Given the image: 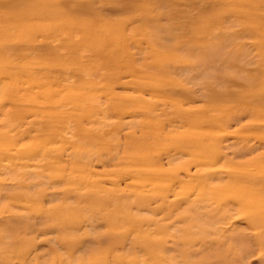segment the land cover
<instances>
[{
	"label": "rangeland",
	"instance_id": "374dc122",
	"mask_svg": "<svg viewBox=\"0 0 264 264\" xmlns=\"http://www.w3.org/2000/svg\"><path fill=\"white\" fill-rule=\"evenodd\" d=\"M6 140L0 264H264V0H0Z\"/></svg>",
	"mask_w": 264,
	"mask_h": 264
},
{
	"label": "bare ground",
	"instance_id": "6f19581e",
	"mask_svg": "<svg viewBox=\"0 0 264 264\" xmlns=\"http://www.w3.org/2000/svg\"><path fill=\"white\" fill-rule=\"evenodd\" d=\"M7 144H9V145H7ZM17 144L15 143V141H12V140H6V141H4V143L2 142V143H0V155H2V161L4 162V161H7L8 163H12V162H14V157L15 156H11L10 154H11V151L14 149L13 147L14 146H16ZM12 148V149H11ZM6 150H8V151H6ZM41 154V153H40ZM18 155V154H17ZM37 155H39V154H37ZM212 155V154H211ZM19 157L21 156V154H19L18 155ZM17 156V157H18ZM36 156V155H35ZM40 156V155H39ZM46 157H48V156H40V157H34V156H32V157H30V161L31 160H40V161H45L47 158ZM218 155L217 154H214L213 156H210L209 158H207L206 160H204L205 161V163L207 164V165H209L210 167H212V166H215L217 163H218ZM49 158V157H48ZM15 160H16V158H15ZM49 163V162H48ZM47 163V165H49ZM4 168V166H1L0 167V169L1 168ZM6 167V166H5ZM7 168V167H6ZM2 170H0V172H1ZM12 174V173H11ZM17 173H13L12 175H16ZM15 177V176H14ZM20 177V176H19ZM15 179H17V177H15ZM56 182V181H55ZM2 189V188H1ZM263 222V221H262ZM25 256V255H24ZM23 257V256H22Z\"/></svg>",
	"mask_w": 264,
	"mask_h": 264
}]
</instances>
